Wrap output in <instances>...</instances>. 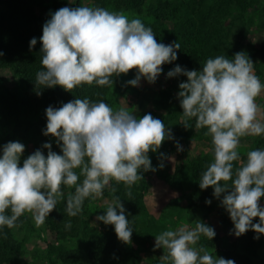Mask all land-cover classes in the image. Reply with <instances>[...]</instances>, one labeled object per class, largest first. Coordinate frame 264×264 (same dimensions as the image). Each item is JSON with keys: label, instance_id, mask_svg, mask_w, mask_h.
Wrapping results in <instances>:
<instances>
[{"label": "clouds", "instance_id": "1", "mask_svg": "<svg viewBox=\"0 0 264 264\" xmlns=\"http://www.w3.org/2000/svg\"><path fill=\"white\" fill-rule=\"evenodd\" d=\"M50 17L39 38L43 70L36 73V87L60 86L71 92L94 82L113 86L114 77L132 69L137 74L127 82L129 85L138 87L142 78L154 84L162 65L178 59V42L158 43L150 27L122 12L103 7H62ZM36 44L37 39L32 38L30 50ZM253 66L241 51L231 59L224 55L207 59L202 71L177 65L167 77H187L178 92L183 125L191 127L188 121L194 119L195 129L206 128L205 135L211 137L214 162L201 173L199 187L214 189L213 195L221 200L234 225L230 234L240 237L252 230L257 234L254 239L259 240L264 235V207L260 204L264 197V149L249 151L246 162L235 170L233 165L240 160L237 148L241 138L264 133V110L256 102L264 84ZM46 116L44 135L56 138L62 155L52 150L51 143H45L42 147L48 149L47 155L38 149L21 167L25 145L10 141L2 146L0 227H15L25 212L32 214L39 227L63 197L62 185L75 186V192L68 194L66 212L77 216L85 199L101 197L112 180L131 188L144 179L142 172H155L148 153L158 151L166 139H174L171 130L150 113L137 118L126 107L113 110L103 100L77 98L59 108L49 106ZM177 148L182 150L179 144ZM159 167H164L163 162ZM75 169H80L79 174ZM81 176L83 180L78 183ZM127 195L131 196V191ZM106 203V214L96 220L113 225L117 238L131 244L134 229L121 200L117 197ZM206 203L210 205L211 200ZM257 217L259 222L253 223ZM65 226L71 228V222ZM201 235L213 240L216 232L199 220L194 228L182 225L163 231L155 237L154 251L164 249L161 264H235L231 259L214 258L202 246L194 247Z\"/></svg>", "mask_w": 264, "mask_h": 264}, {"label": "trees", "instance_id": "2", "mask_svg": "<svg viewBox=\"0 0 264 264\" xmlns=\"http://www.w3.org/2000/svg\"><path fill=\"white\" fill-rule=\"evenodd\" d=\"M261 1L264 3V0H153L151 3L149 0H0V4L5 5L4 11L2 10V13L0 11V52L3 53L0 55V72L8 70L11 73L10 82L0 75V129L7 123L12 124L11 133L5 135L0 133V146L10 141L22 143L25 145L23 161L38 149L46 156L48 149L42 147L45 143H51L52 150L62 155L56 138L44 135L47 126L46 109L49 106L59 108L77 98H88L92 102L103 100L110 106L112 98L140 94L142 87L148 84L147 80L142 78L138 87L129 85L127 82L135 79L137 74V70L132 69L127 74L114 77L113 86H99L94 82L92 85L77 86L71 92L60 86L36 87V73L43 70L40 52L42 43L39 38L43 34L44 23L51 18L50 13L62 7L80 6L103 7L111 12L132 13L140 17L146 27L152 29L158 43L170 44L176 41L181 45L177 52L178 59L162 65V73L169 72L177 65L187 70L202 71L207 59L218 55L230 59L234 53L241 52L242 49L247 51L255 49L261 53L264 61V45L257 49L250 44L244 46L243 43L253 23L254 13L251 10H258L262 5ZM262 10L264 14V4ZM259 17L264 16L259 14ZM261 25L264 29V19ZM32 38L37 39V44L30 50ZM258 65L257 70L261 72ZM170 80L169 88L180 91L179 84L186 82L187 77L179 75ZM153 104L167 110L168 115L162 122L171 130L174 137L171 140L166 139L158 151L153 152V165L164 161L168 155L175 152L179 140L204 138L207 129L202 128L201 133L197 134L194 119L188 121L191 127H184L180 102L173 99L167 90H161L159 98L155 99ZM262 143L264 145V140ZM161 153L165 158H161ZM212 162L214 157L211 153L198 154L182 167H177L172 174L167 169L161 172L162 179L173 190L179 192L184 189L185 176L191 175V182L188 183L191 196L186 214L194 227L197 220L212 227L206 222L205 212L212 211L214 205L221 204V200L213 195L212 187L205 190L199 187L201 173ZM233 165L235 170L239 167L238 161H234ZM20 166L22 167L21 164ZM75 171L79 174L80 169ZM143 177L144 179L136 181L131 188L123 182L117 183L112 180L110 185L103 189L102 197L112 202L119 197L124 205L126 218L134 229L132 241L147 248L154 235L160 234L161 225L159 217H146L148 209L144 198L150 188L147 177ZM82 180L81 176L78 183ZM228 183L231 184V181ZM61 190L64 193L62 199L45 218L49 231L60 240L82 236L91 264H114L127 260L130 255L127 256L125 243L117 238L114 226L107 225L103 231H99L92 225L91 218H88L93 200L85 199L82 212L70 217L66 212V201L68 194L75 192V186L69 188L62 185ZM129 191L131 196L127 195ZM208 200H211L210 205L206 203ZM173 203L174 200H171L164 207L168 208ZM6 214L10 215V210ZM27 221L28 219L22 215L15 227H0V264H18L17 255L22 253L23 243L17 240L15 229ZM69 221L71 228H66L65 225ZM258 222V217L253 220V223ZM232 226L234 228L233 223ZM256 235L254 231L249 230L244 235L236 237L231 247L224 250L222 257L234 260L235 264H253L252 258L264 244V235H261L259 240L254 239ZM198 242L216 250L221 244V237L216 233L214 239L210 240L201 235ZM50 252L59 255L65 262L78 261L76 255H69L64 249L61 250L52 244Z\"/></svg>", "mask_w": 264, "mask_h": 264}, {"label": "rangeland", "instance_id": "3", "mask_svg": "<svg viewBox=\"0 0 264 264\" xmlns=\"http://www.w3.org/2000/svg\"><path fill=\"white\" fill-rule=\"evenodd\" d=\"M153 0H149L151 3ZM262 3V5H261ZM258 7V10H251L254 13L252 15L253 23L248 30V34L245 35L243 39L244 46L250 44L257 49L261 48L264 45V29L261 28V21L264 19L259 17V14L264 16L263 12V2L261 1ZM4 4H0V11H4ZM128 16L129 19L140 17L132 13H123ZM235 33H238V29L235 30ZM238 37V35H237ZM234 39V38H233ZM248 57L254 63V73L259 77L261 83L264 84V61H262L261 53L255 49L247 51L242 49ZM235 53L230 57L233 58ZM260 66H259V65ZM257 65L261 68V72H258ZM168 72H163L158 77L157 81L154 84H146L143 86L140 94H130L126 97L112 98L110 102V107L113 110H118L120 107H126L127 110L134 114L137 118H142L146 114H151L154 118L160 119L161 121L165 118L167 110H164L160 107L154 106L153 102L155 99H158L160 96L161 90H167L171 97L178 102V92L176 89H171L170 78L167 77ZM1 78L10 82L11 73L8 70H3L0 72ZM1 83V82H0ZM177 83H175L176 85ZM176 87V86H175ZM256 102L260 105L261 109L264 110V91L261 95L257 97ZM264 122V121H262ZM202 129H197V134L201 133ZM12 132V124H5L1 127L0 133L9 134ZM208 138V139H205ZM264 140V133L259 136H245L240 140V145L237 148L240 160H238L239 166L241 163L245 162L247 159V153L256 149H264L262 143ZM182 148V150L176 149L175 152L168 155L164 161H160L157 165H153V152H149V158L151 159L153 168L157 170L155 172L148 171L142 172V175L147 177L148 185L150 191L145 195L144 201L148 209L146 217H159L161 230L160 233L166 230H176L182 225H188L190 228H194L193 224L188 221L186 214L187 207L190 202L191 189L189 186L190 179H192L190 174H187L184 178V189L179 192L173 190L168 183L164 181L161 177V172L163 169H167L169 173H174L177 167H182L186 164L193 156L198 154H213V145L211 144V137L205 135L203 137H197L196 139H191L189 141L179 140L177 142ZM2 146H0V157H2ZM24 154L21 156L20 164L23 166ZM168 157L174 158L168 159ZM163 162L164 167L160 168L159 165ZM62 199V198H61ZM174 200L175 203L171 204L168 208L164 205ZM112 202L104 197H99L90 204L89 210L90 214L88 218H91L90 221L92 225L97 228L99 231H103L107 226L101 221H97L96 217L98 215H105L107 209V203ZM261 206H264V197L260 200ZM212 211L205 212L206 222H208L216 231V233L221 237V244L218 249H212L203 246L200 242L194 246L196 248L204 247L209 253L215 258L222 257L224 250L229 249L234 242L236 236L230 234V231L233 229L232 221L230 215L221 204L214 205ZM164 216L162 217V214ZM28 221L23 224L21 227L15 229V235L19 242L23 243L22 253L17 255L18 264H91L90 258L86 252L84 239L82 236H75L66 240H60L57 236L53 235L44 221L39 227L36 226L35 221L31 213L25 212L23 214ZM146 217L144 220L146 221ZM95 223L96 225H94ZM155 237L152 238L151 244L146 248L142 245L132 241L131 244H125V250L127 252V260L121 262H115L114 264H161L160 257L164 255V249H156L155 246ZM54 245L57 248L64 249L69 255H76L78 261L65 262L59 255L52 254L50 252V246ZM253 264H264V244L260 247L257 252V255L252 258Z\"/></svg>", "mask_w": 264, "mask_h": 264}]
</instances>
